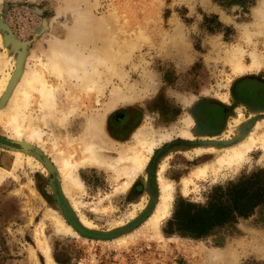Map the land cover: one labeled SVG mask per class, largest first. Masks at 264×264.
I'll return each mask as SVG.
<instances>
[{
    "label": "rangeland",
    "instance_id": "374dc122",
    "mask_svg": "<svg viewBox=\"0 0 264 264\" xmlns=\"http://www.w3.org/2000/svg\"><path fill=\"white\" fill-rule=\"evenodd\" d=\"M0 23V36L9 39L0 52L14 69H5L0 107L10 108L22 61L32 54L44 63L50 47H59L76 50L84 63L75 74L61 69L62 77L43 65L52 104L31 91L17 110L22 129L36 125L29 153L43 164L15 166L12 152L21 143L0 122V264H264L262 148L256 143L237 164L195 171L249 132L264 131V111L251 114L264 107V0H0ZM35 59L27 66L38 68ZM187 116L205 123V138L185 135ZM224 122L232 126L212 131ZM154 135L164 138L151 153L138 151L146 163L121 190L129 149ZM89 144L113 167L79 164ZM201 145L216 153L197 155ZM64 173L79 185H63ZM160 176L173 189L166 215L151 224ZM237 185L255 202L247 216L200 237L169 230L182 202L201 207L220 197L226 205L227 190Z\"/></svg>",
    "mask_w": 264,
    "mask_h": 264
},
{
    "label": "bare ground",
    "instance_id": "6f19581e",
    "mask_svg": "<svg viewBox=\"0 0 264 264\" xmlns=\"http://www.w3.org/2000/svg\"><path fill=\"white\" fill-rule=\"evenodd\" d=\"M44 27H46V26L44 25ZM72 29H74V27ZM8 30L9 29H7V31ZM3 36H0V47H2L3 49H6V43H7V40H9V39H6V37L5 36L3 37ZM71 36H73V35H71ZM68 43H70V42H68ZM73 43H75V42L73 41ZM65 44H67V43H65ZM14 45H16V44H14ZM68 47L75 48V46L73 44H70ZM50 48H51V50H50L51 51L50 52L51 55L46 53L50 57H48L44 61V63H42V61H40V58L35 56L34 54H32L31 57H28L27 60L25 59L24 61H22V66L21 65H19V66H21L24 69H23V71L21 70L22 74H21L20 77H18V78H20L19 79V83H18V86H20V88L17 90L18 94L16 95V97H14V100H13V97H12V99H10L9 103H8L10 108H11V103H13V108H12L11 111H9V109H10L9 107L8 108L7 107H5V108L4 107H0V122L5 123L4 125L8 126L9 129H12L13 132H14L13 133L14 134L13 135V137H14L13 139L15 141H18L19 143H21V149H15V151H13V152L11 151L14 154L13 158H14L15 166H19L23 161H26L28 164H33L36 167L38 165H40L41 163L43 164V161L41 159L38 160V158L35 157L34 154L29 153V148H30L29 145L30 144L28 142L31 141V140H34L35 136H39L37 128L35 127L36 125L35 124L34 125L33 124H29L26 127L24 126L25 129H22L21 128L22 127L21 123L23 122V118L22 119H18L19 114L17 112V110L21 107V105L24 104V102L26 101V98L28 97V95H30L31 91H36L44 99L45 102L49 103L50 105L52 104V101H53V92H52L53 91V86L47 83V81L45 80V77H48V75H46V73L43 72L40 69H42V67L44 65L45 69H47V67H49L50 68L49 70L57 72L58 73L57 76H61L59 74V72H62L61 69H66L65 71H67L68 73H74L75 74L76 71H77L75 69V65H80V67H81V65L84 64V63H82V61L80 59H78L81 56L79 57V55L76 54L77 53L76 50L73 51L71 54L70 53L66 54L65 51L61 50L59 47H57L59 49H57L56 47H55L56 49L53 48V47H50ZM78 50L80 52V49H78ZM10 58L11 57H10V55H8L6 50L0 52V99L4 96V93L2 94V92L5 91L6 82H7V79H8L7 78L8 77V73L5 74V69L8 68L9 70L11 69V72H12V70L14 71V69L11 68L13 63H12V60ZM29 58H32V59L36 58L35 59V63L37 61V63L40 64V65H38V68L32 67L31 63H30L29 66H27ZM61 61L64 62V64L66 66L62 67L61 66V64H62ZM90 62H91V59H90ZM20 63H21V61H20ZM15 64H16V62H15ZM76 68H77V66H76ZM84 68H86V65L83 67V69ZM21 71H20V73H21ZM56 79H58V77ZM9 92L10 91H9V88H8V93ZM15 93H16V90H15ZM5 101H7V100H5ZM232 110H233V108L231 106H229L228 110H225L224 113L226 115H230L232 113ZM259 111H264V107H262V108L259 107V106L253 107L251 109V114L258 113ZM184 121L186 123V126L188 127V128L186 127L187 129H186L185 135L189 136L190 140L193 139L192 138V136H193L192 133L201 134V135H203V136H201L203 138L206 137V134H207L206 130H208L209 128H206L204 130L203 128L206 127L205 123L203 124V122H200L197 117L187 116V117L184 118ZM254 121H256V120H254ZM94 123L95 122H93V120L90 121L91 125L94 124ZM233 123H234L233 126L236 127V129H238V127L240 126V121L238 120V117L234 118ZM260 124L263 125V122H259V120H258L255 123V126H253V127H256V128H258L260 130L261 129V128H259ZM229 126H232L230 122H228V123L224 122L220 127L219 126L218 127L217 126L214 127L212 129V131L217 130L218 128H228ZM139 129H141V128H139ZM139 129H137L136 131H139ZM153 131L155 133L157 132L156 130H153ZM253 131H256V129L254 128ZM134 135H135V133H134ZM134 135H132V136H134ZM136 135L139 136V132ZM154 138H155L154 141H150V140L148 141V140H146V138H141L140 140L136 139L135 140L136 146H134V147L132 146L129 149V152H131L130 155H127V160H128L129 163L127 165H124L123 166L124 168L122 167V169H121L122 172H123L122 174H124L126 176V180H125L124 184L121 185V190H123V191L127 190L129 182L133 179V176L136 174V172H138V170H141L143 168V166L145 165V163H146V159L147 158L145 156H141L138 153V151L139 150L140 151L141 150H146V152L151 153L152 149L154 148L153 143H156L159 140L158 138L162 139L164 137H163V135L162 136L161 135L160 136L154 135ZM256 143H258V145L264 151V131L259 133V135L257 137H253L252 132H249V135H248V137L245 140H243V141L241 140V142H239L238 144H236V145L232 146L231 148L227 149V151L225 153L216 155L214 160H212L210 162L211 167H209L210 166L209 163L208 164H203L202 166L196 167L195 171H196L197 174L203 175V174L207 173V169L214 170V167H212L214 165V163H216L218 166L220 164L223 165L224 162H226V164H228V163L229 164H237V163L241 162L242 160H244V158H245L246 154L248 153V151H250L251 147L253 145H255ZM9 150H11V149H9ZM84 150L89 155H88V157H86L83 160H81L79 162V164H87V165H90V166H98V167H113V165L111 163H108V162L104 161L100 156L96 155L97 153H96V148L94 147V145H92V144L86 145L84 147ZM205 152H209L211 154V152L216 153V150H215V147L212 146V145H208V146H205V147L201 145V146L195 147V153L197 155L205 153ZM62 164L64 166L68 165V160H64L62 162ZM44 171L46 172V174H48V172H49V170L47 168L46 169L44 168ZM62 177H63L62 179H64L63 185L65 184V182L70 187H71V185H74V186L76 184L79 185L78 181L76 180V178L73 177V176H68L67 173H64ZM158 180H159V182L161 184L160 185V191H161L162 194L160 195V198H159L160 201H159L158 205L156 206L155 211L151 215V218L149 220V222L151 224H155L158 220L164 218V216L166 215L167 209L169 207V202H168V199H169L168 197L169 196L167 195V193L170 190L173 189L172 186H171V183L163 182V179L161 178V176L158 178ZM185 182L186 181H183V186L185 185L184 184ZM182 189H184V187ZM62 190L63 191L66 190L65 186H62ZM79 222L81 224H83V225H88L89 224L81 216L79 218ZM58 224H59V229H61V230H69V227H66V226L62 225L60 221L58 222Z\"/></svg>",
    "mask_w": 264,
    "mask_h": 264
},
{
    "label": "trees",
    "instance_id": "16d2710c",
    "mask_svg": "<svg viewBox=\"0 0 264 264\" xmlns=\"http://www.w3.org/2000/svg\"><path fill=\"white\" fill-rule=\"evenodd\" d=\"M226 195V205L221 204L220 197L211 198L201 207L182 202L167 223L169 230L186 236L200 237L214 227L229 222L234 216H247L255 206L253 197L246 194L241 185L229 188Z\"/></svg>",
    "mask_w": 264,
    "mask_h": 264
}]
</instances>
